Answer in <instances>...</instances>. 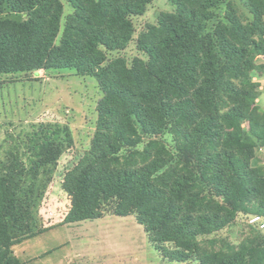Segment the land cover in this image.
I'll return each instance as SVG.
<instances>
[{"label": "trees", "instance_id": "1", "mask_svg": "<svg viewBox=\"0 0 264 264\" xmlns=\"http://www.w3.org/2000/svg\"><path fill=\"white\" fill-rule=\"evenodd\" d=\"M65 1L63 24V0H0V75L74 70L102 92L90 149L62 180L63 223L134 216L170 263L264 264V232L221 236L240 215L264 216V0H168L131 64L108 53L128 48L154 0ZM72 145L67 127L41 126L13 161L56 163ZM10 174L0 162V264H28L12 249ZM31 179L17 193L45 194L51 178Z\"/></svg>", "mask_w": 264, "mask_h": 264}, {"label": "rangeland", "instance_id": "2", "mask_svg": "<svg viewBox=\"0 0 264 264\" xmlns=\"http://www.w3.org/2000/svg\"><path fill=\"white\" fill-rule=\"evenodd\" d=\"M63 2L65 24L72 8L65 0ZM170 11L173 9L168 0H154L143 17L133 19L136 32L128 48L123 52L108 53V60L123 57L129 64L136 57L146 60V56L137 48V40L148 24H156L162 12ZM101 98L97 80L80 76L74 70L39 71L13 77L0 75V162H9L11 169V206L7 215L10 230L12 233L20 232L19 225L48 226L49 221L57 226L21 244L18 252L22 258L51 252L54 258L69 254L74 251L72 248L86 246L87 250L98 247L104 253L103 262L109 264H181L169 263L162 258L134 216H107L70 227L63 225L70 202L62 190L61 181L67 170L90 149L96 130L97 105ZM41 126L67 127L73 145L56 163H15L14 147L24 143ZM257 155L264 163V151L259 150ZM31 178H51L45 194L41 191L37 194L17 193L21 182L28 184V187L35 183ZM38 183L42 184V180ZM15 216H20V220ZM249 230L248 217L240 215L234 225L221 232V236L238 243Z\"/></svg>", "mask_w": 264, "mask_h": 264}, {"label": "crops", "instance_id": "3", "mask_svg": "<svg viewBox=\"0 0 264 264\" xmlns=\"http://www.w3.org/2000/svg\"><path fill=\"white\" fill-rule=\"evenodd\" d=\"M255 72L257 74L256 80L261 84V95H260V98L258 99V105L264 110V57H260L257 59L256 64H255ZM261 151H264V148L261 149ZM61 185H62V181H61ZM109 216H112V215H109ZM116 217H118V216H116ZM246 217H249V216H246ZM123 218H125V217H123ZM101 219H103V218H101ZM48 223H50L48 226H42L43 224L42 225L35 224L32 226L21 227L20 232H14L13 233V234H15V235H13L14 239L18 242L13 246L12 249H13L15 255L18 257V259H20L22 262H25L28 264H109V262L108 263L103 262L102 258L104 257V253L101 252L98 247H95V248L93 247L92 249L87 250L86 246H83V248H80V247L72 248L74 251L70 252L69 254H67V255L65 254L64 256H58V257H54V258H52L51 252H47L41 256H34V257L28 256L27 258H22L18 252V247L21 244H23V243H25L31 239H34L36 237H39L41 235H44V234L54 230V228L57 227V226L51 225L52 222H50V221ZM80 223L81 222L72 223V224H63V225L70 227V226L80 224ZM144 231H145V229H144ZM145 234L147 236L146 231H145ZM147 238H148V236H147ZM70 249H71V247H70ZM181 264H185V263H181Z\"/></svg>", "mask_w": 264, "mask_h": 264}, {"label": "built area", "instance_id": "4", "mask_svg": "<svg viewBox=\"0 0 264 264\" xmlns=\"http://www.w3.org/2000/svg\"><path fill=\"white\" fill-rule=\"evenodd\" d=\"M248 224L263 232L264 231V216L250 215L248 217Z\"/></svg>", "mask_w": 264, "mask_h": 264}]
</instances>
